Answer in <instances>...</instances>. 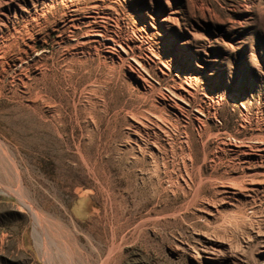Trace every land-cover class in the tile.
Here are the masks:
<instances>
[{
	"label": "rangeland",
	"instance_id": "obj_1",
	"mask_svg": "<svg viewBox=\"0 0 264 264\" xmlns=\"http://www.w3.org/2000/svg\"><path fill=\"white\" fill-rule=\"evenodd\" d=\"M1 231L17 264H264V0H0Z\"/></svg>",
	"mask_w": 264,
	"mask_h": 264
},
{
	"label": "crops",
	"instance_id": "obj_2",
	"mask_svg": "<svg viewBox=\"0 0 264 264\" xmlns=\"http://www.w3.org/2000/svg\"><path fill=\"white\" fill-rule=\"evenodd\" d=\"M9 238L10 235L7 232H0V264H17L15 259H13L10 255L7 256L6 253L3 251V245L7 244ZM14 252L26 254L27 248L23 243H21L16 245Z\"/></svg>",
	"mask_w": 264,
	"mask_h": 264
},
{
	"label": "bare ground",
	"instance_id": "obj_3",
	"mask_svg": "<svg viewBox=\"0 0 264 264\" xmlns=\"http://www.w3.org/2000/svg\"><path fill=\"white\" fill-rule=\"evenodd\" d=\"M96 28V27H95ZM97 31V30H96ZM101 31V30H100ZM112 41H114L113 39H112ZM36 224V223H35ZM49 232H51V231H49ZM39 233V232H38ZM52 234V233H51ZM54 234H55V232H54ZM44 235V234H43ZM262 235H263V237H264V231L262 232ZM53 236V235H52ZM46 237V239L48 238L47 236H45ZM50 237V236H49ZM57 237H58V235H57ZM52 238V237H51ZM50 239V238H49ZM48 239V240H49Z\"/></svg>",
	"mask_w": 264,
	"mask_h": 264
}]
</instances>
